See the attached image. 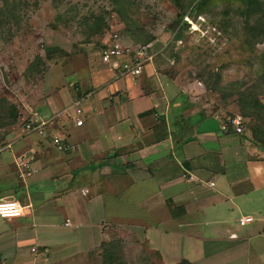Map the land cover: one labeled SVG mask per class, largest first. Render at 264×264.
<instances>
[{
	"label": "crops",
	"instance_id": "0c3cea01",
	"mask_svg": "<svg viewBox=\"0 0 264 264\" xmlns=\"http://www.w3.org/2000/svg\"><path fill=\"white\" fill-rule=\"evenodd\" d=\"M155 61L134 79L90 68L87 93L77 87L36 107L32 118L48 119L81 98L82 126L65 114L52 123L72 150L37 133L0 140L12 143L0 154V198L24 206L22 216L0 218V252L5 242L47 257L77 234L104 241L109 227L134 225L158 253L168 239L177 251L184 241L192 264H264V153L223 132L216 114L196 106L194 84L160 73ZM24 147L36 170L27 180L10 173ZM243 216L253 221L240 226Z\"/></svg>",
	"mask_w": 264,
	"mask_h": 264
},
{
	"label": "rangeland",
	"instance_id": "374dc122",
	"mask_svg": "<svg viewBox=\"0 0 264 264\" xmlns=\"http://www.w3.org/2000/svg\"><path fill=\"white\" fill-rule=\"evenodd\" d=\"M193 1L9 3L11 17L0 19V140L8 137L13 142L21 136L26 120L49 97L62 94L73 97L77 87L81 93H87L89 70L107 68L99 53L116 35L135 44L151 38L160 50L155 59L159 72L181 85L194 84L197 107L205 105V110L223 120L241 116V135L264 153V145L252 139L250 125L254 121L242 116L238 108L241 92L264 105V40L258 43L245 33V19L239 14V3L235 0H207L199 15L190 11ZM2 6L0 0V9ZM98 15L103 17L105 26L93 34L87 23ZM10 105L18 113L13 125L7 124L13 113ZM260 117L264 119V112ZM24 149L15 152L14 157ZM14 166L10 173L20 178ZM29 191H34L33 185ZM145 230L134 225L111 226L104 231V241L94 235L93 239L90 232L77 234L68 238L71 242L48 247L47 257H36L29 251L32 247L15 249L4 242L0 264H27L37 258L34 264H103L101 244L108 242L119 244L118 255L123 264H192L184 258V241H178L181 249L177 251L174 240L168 239L158 253L151 248L154 242Z\"/></svg>",
	"mask_w": 264,
	"mask_h": 264
},
{
	"label": "built area",
	"instance_id": "2783aa9c",
	"mask_svg": "<svg viewBox=\"0 0 264 264\" xmlns=\"http://www.w3.org/2000/svg\"><path fill=\"white\" fill-rule=\"evenodd\" d=\"M155 42H148L146 44H135L133 42H126L113 36L112 40L104 46L99 58L101 63L106 65L109 70L114 72L115 78H129L134 79L140 76L144 67L152 63L160 50L156 48ZM81 98L76 99L70 106L66 107L59 114L48 119H28L23 127V134L29 135L37 133L41 138H50L53 147L58 151H68L73 149V145L62 136L55 132L52 123L61 115L65 114L67 117L74 118L75 126H82L81 119L82 108ZM220 129L223 132L232 131L235 134H241L243 131V119L241 116L228 117L226 120L220 119ZM12 143H0V154L11 148ZM34 155L29 149L22 150L14 157V164L19 177L23 180L31 177L36 170L33 168ZM80 193L85 195L87 190H81ZM24 206L17 198H0V218H18L22 216ZM253 218L250 216H243L238 218V224L245 226L251 223ZM68 224V220L66 221ZM31 253L36 255L37 249L31 248Z\"/></svg>",
	"mask_w": 264,
	"mask_h": 264
},
{
	"label": "trees",
	"instance_id": "16d2710c",
	"mask_svg": "<svg viewBox=\"0 0 264 264\" xmlns=\"http://www.w3.org/2000/svg\"><path fill=\"white\" fill-rule=\"evenodd\" d=\"M14 1V0H13ZM12 0H2L3 6L0 9V19H9L11 17V11L9 9L12 7ZM207 0H194L193 5L190 8V11H197L196 15H199L202 9V6ZM239 3L238 11L239 14L244 16L245 19V33L253 38L256 42H261L264 40V2L262 0H235ZM11 3V4H9ZM185 27H188V24H183ZM105 26L104 19L102 16H95L92 18L90 23H87V27L90 29V32L95 34L102 27ZM150 38L148 42H152ZM218 76L217 74L214 75ZM238 108L239 112L244 117H250L252 124L250 125L252 139L256 142H260V145H264V119L260 117V114L264 112V105L259 102L253 96H246L245 92L240 93V99H238ZM10 111H12V119L8 122V125H13L17 122L18 113L15 111V107L10 105ZM253 118H255L253 120ZM256 121V122H255ZM261 121V124L259 123ZM6 125V124H2ZM258 145V144H257ZM101 256L103 264H123L120 253V246L117 242H108L101 244Z\"/></svg>",
	"mask_w": 264,
	"mask_h": 264
}]
</instances>
